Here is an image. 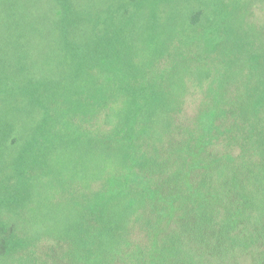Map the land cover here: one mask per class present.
Returning a JSON list of instances; mask_svg holds the SVG:
<instances>
[{
	"label": "trees",
	"instance_id": "obj_1",
	"mask_svg": "<svg viewBox=\"0 0 264 264\" xmlns=\"http://www.w3.org/2000/svg\"><path fill=\"white\" fill-rule=\"evenodd\" d=\"M111 8L0 0V264L44 236L65 247L63 264H228V243L211 261L203 248L231 234L243 257L264 218V52L184 129L183 95L155 78L160 50L139 54L123 31L132 21ZM222 137L227 166L211 152ZM7 209L23 222L7 223ZM211 223L224 232L204 241Z\"/></svg>",
	"mask_w": 264,
	"mask_h": 264
},
{
	"label": "rangeland",
	"instance_id": "obj_2",
	"mask_svg": "<svg viewBox=\"0 0 264 264\" xmlns=\"http://www.w3.org/2000/svg\"><path fill=\"white\" fill-rule=\"evenodd\" d=\"M102 2L112 7L111 10L115 12L114 18L125 22L132 21L133 28L131 24H127L123 31L128 35V41L132 40L139 46L137 49L139 54L140 49L146 55L160 50L161 53L158 52L157 55L155 78L159 85L161 87L163 85L169 92L183 95L179 96L184 102L178 120L184 129L195 122L206 101L232 96L241 87V81L246 80L249 64L246 55L250 51L261 49L260 52H264V0H102ZM141 2L146 4V8L142 9V15H139L137 6ZM103 15L105 17V13ZM105 26L102 22L101 27ZM142 56L144 55L137 56V59ZM120 61L123 62V59ZM130 61L133 62L131 57L127 60V68L131 66ZM237 70H240L239 73ZM173 77L174 88L171 86ZM228 77L231 80L227 79ZM235 78L236 81L232 82ZM215 149L211 151L216 153L215 165L224 166L223 163L226 161L227 166V140L223 138ZM210 158L213 160L212 155L209 160ZM8 194V190L0 193L3 196ZM16 216L7 209L3 219H7V223H22L24 215L19 212ZM211 224V228L208 225L205 227V224L201 227L204 229L201 235L204 241L207 238L211 241L214 237L217 239L224 232V223ZM241 224L234 223L239 234L241 228L238 225ZM254 224L256 223L249 226L247 223L246 234L256 226ZM256 228L260 234L259 238L256 237L258 240H255L254 244L247 245L243 257L237 258L236 255L244 240L239 239L236 234H231L228 240L226 235L222 243L217 244L214 254L212 246L203 248L205 253L207 251L206 258L211 261V256L225 257L224 252L227 251L228 243L229 251L234 253L232 257L230 256L228 264H253L256 254L259 256L258 262L264 264V218L263 223ZM246 234L243 229L245 242L251 236ZM36 244L33 252L23 250L16 255L13 264H32L33 261L34 264H63L60 258H63L62 254L64 255V246L47 236L39 239ZM65 262L64 264H67Z\"/></svg>",
	"mask_w": 264,
	"mask_h": 264
}]
</instances>
